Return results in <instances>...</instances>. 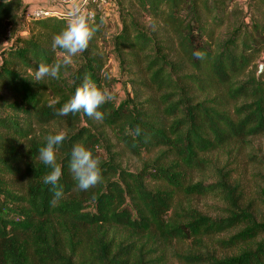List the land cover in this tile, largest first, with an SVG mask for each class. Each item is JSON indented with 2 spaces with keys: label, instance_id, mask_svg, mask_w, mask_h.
Here are the masks:
<instances>
[{
  "label": "trees",
  "instance_id": "obj_1",
  "mask_svg": "<svg viewBox=\"0 0 264 264\" xmlns=\"http://www.w3.org/2000/svg\"><path fill=\"white\" fill-rule=\"evenodd\" d=\"M133 8L122 9L103 50L106 23L90 5L96 30L87 48L45 83L31 73L64 54L51 44L65 15L33 19L24 29V0H0V33L14 28L10 46L0 45V264H152L160 247L225 233L219 243L238 254L188 252L178 254L180 264H264V221L246 206L232 170L212 158H231L264 136V77L251 72L264 52V0H133ZM110 57L134 77L133 94L102 105L103 121L57 115L86 78L112 90ZM108 129L141 158L138 171L123 167ZM60 130L64 197L53 204L42 182L49 169L37 158L44 137ZM75 144L101 162L102 181L87 191L75 188L68 167ZM196 171L215 180L187 184ZM183 194L218 196L223 214L184 207Z\"/></svg>",
  "mask_w": 264,
  "mask_h": 264
},
{
  "label": "rangeland",
  "instance_id": "obj_2",
  "mask_svg": "<svg viewBox=\"0 0 264 264\" xmlns=\"http://www.w3.org/2000/svg\"><path fill=\"white\" fill-rule=\"evenodd\" d=\"M43 0H24L25 8L31 7H48L50 9L57 8L55 5V0H48V2H42ZM239 2H244V0H238ZM122 4V6H121ZM130 9L132 12H137L136 8H133V0H112L109 4L101 9L102 16L106 23V38L107 41H101V46L104 50L105 47L110 46V38L114 35L118 28L121 26L120 13L122 9ZM88 10V9H86ZM139 19L145 26H149L152 30H156L157 26H153V23L149 18H145L142 14H138ZM32 23H24V29L29 28ZM19 27L15 31H19ZM22 29V30H24ZM14 32L13 25L8 27L0 33V45L10 46L12 33ZM20 32V31H19ZM28 32H22L21 35H27ZM2 42V44H1ZM108 72L114 79V84L112 86L113 100L116 104H120L124 101L129 93L133 94V83L134 77L125 71L119 60L115 57H110L106 64ZM261 68V69H260ZM251 72L258 78L264 77V52L261 57L256 60L254 66L251 68ZM264 79V78H263ZM99 124V123H98ZM111 136L112 143L116 144V151H119L121 155L119 160L121 161L123 167L138 171L142 167L141 158L132 155L130 152L123 150L121 143H118L114 137L111 130L108 129ZM151 154L144 153L143 158L148 160ZM212 158L217 159V164L219 166L226 165L228 169L232 170V176L237 180L243 190V199L246 206L250 205L254 213L256 214L257 221H264V136H259L247 140L244 143L242 149L237 152L233 157H228L224 153L216 152L212 155ZM213 181L215 180L214 173L212 172H202L196 171L186 175V183L194 184L202 181ZM179 201L180 205L184 207L193 206L203 213L211 215L212 217L219 216L223 214L225 209L224 201L215 195H187L183 194ZM251 210V211H252ZM252 211V212H253ZM231 233H225L220 235H215L210 238H204L200 243H195L192 239L186 240L182 243L172 244L170 246H163L157 250V253H153L152 257L154 262L152 264H180L178 254H185L188 252H205L216 253L219 256H231L238 254L240 248H230L226 247L224 244L219 243L222 239L229 238ZM264 237V234L259 237L260 239ZM243 246V245H241ZM243 248V247H242Z\"/></svg>",
  "mask_w": 264,
  "mask_h": 264
},
{
  "label": "clouds",
  "instance_id": "obj_3",
  "mask_svg": "<svg viewBox=\"0 0 264 264\" xmlns=\"http://www.w3.org/2000/svg\"><path fill=\"white\" fill-rule=\"evenodd\" d=\"M8 2L9 0H4V3ZM64 19L65 26L54 34L51 44L54 51L58 49L64 54L51 64L40 63L35 72L31 73L32 80L46 83L48 79L58 78L61 67L72 64L73 57L87 48L96 28L92 24L93 14L86 10L84 0L73 4L67 10ZM104 22V18L101 17L100 23ZM192 55L197 59H203L204 56L200 51H194ZM113 98L112 92L107 88L86 78L56 114L65 116L69 113L83 112L89 118L103 121L105 113L99 109L102 105L111 102ZM140 131L139 128L135 129L137 135ZM65 139L66 132L63 130L49 133L44 137L43 146L38 149V161L49 169L43 175L42 182L50 186L53 204L64 197L63 186L60 184L62 167L57 162V155ZM68 167L72 173L75 188L79 191H87L102 181L100 160L82 144L72 146Z\"/></svg>",
  "mask_w": 264,
  "mask_h": 264
},
{
  "label": "built area",
  "instance_id": "obj_4",
  "mask_svg": "<svg viewBox=\"0 0 264 264\" xmlns=\"http://www.w3.org/2000/svg\"><path fill=\"white\" fill-rule=\"evenodd\" d=\"M81 0H55L57 8L52 9L48 7H31L26 12V19L31 22L33 19L42 18L45 16L63 17L67 10L76 3H80ZM110 0H84L85 8L88 9L90 5L96 6L99 10L109 4Z\"/></svg>",
  "mask_w": 264,
  "mask_h": 264
},
{
  "label": "crops",
  "instance_id": "obj_5",
  "mask_svg": "<svg viewBox=\"0 0 264 264\" xmlns=\"http://www.w3.org/2000/svg\"><path fill=\"white\" fill-rule=\"evenodd\" d=\"M44 1H45V2H48V0H43L42 2H44ZM48 3H49V2H48Z\"/></svg>",
  "mask_w": 264,
  "mask_h": 264
},
{
  "label": "water",
  "instance_id": "obj_6",
  "mask_svg": "<svg viewBox=\"0 0 264 264\" xmlns=\"http://www.w3.org/2000/svg\"><path fill=\"white\" fill-rule=\"evenodd\" d=\"M261 69V68H260Z\"/></svg>",
  "mask_w": 264,
  "mask_h": 264
}]
</instances>
